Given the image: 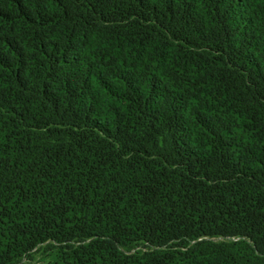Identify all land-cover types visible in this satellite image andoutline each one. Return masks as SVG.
Returning <instances> with one entry per match:
<instances>
[{"label": "trees", "instance_id": "16d2710c", "mask_svg": "<svg viewBox=\"0 0 264 264\" xmlns=\"http://www.w3.org/2000/svg\"><path fill=\"white\" fill-rule=\"evenodd\" d=\"M264 264V0H0V264Z\"/></svg>", "mask_w": 264, "mask_h": 264}, {"label": "rangeland", "instance_id": "374dc122", "mask_svg": "<svg viewBox=\"0 0 264 264\" xmlns=\"http://www.w3.org/2000/svg\"><path fill=\"white\" fill-rule=\"evenodd\" d=\"M35 263H37V264H43L42 255L40 253H37L35 255Z\"/></svg>", "mask_w": 264, "mask_h": 264}]
</instances>
